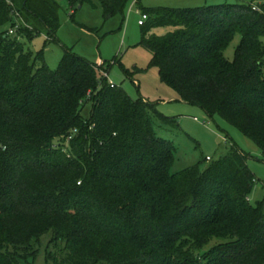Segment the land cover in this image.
Instances as JSON below:
<instances>
[{
  "label": "trees",
  "instance_id": "obj_1",
  "mask_svg": "<svg viewBox=\"0 0 264 264\" xmlns=\"http://www.w3.org/2000/svg\"><path fill=\"white\" fill-rule=\"evenodd\" d=\"M66 1L72 16L78 5L96 7ZM128 1L97 0L104 20ZM57 7L0 0V27L17 25L0 33V264H34L48 234L44 264H264L248 155L232 144L204 168L171 174L175 147L154 122L176 127V118L111 85L103 64L65 48L51 69L24 48L20 38L56 40ZM141 12L139 45L161 82L264 153V2ZM157 27L168 31L150 33Z\"/></svg>",
  "mask_w": 264,
  "mask_h": 264
},
{
  "label": "rangeland",
  "instance_id": "obj_2",
  "mask_svg": "<svg viewBox=\"0 0 264 264\" xmlns=\"http://www.w3.org/2000/svg\"><path fill=\"white\" fill-rule=\"evenodd\" d=\"M93 1L96 7L87 3L80 7L78 5L72 16L67 1L56 0L58 27L54 42L46 43L43 33L30 40L20 38L26 50L39 56L36 64L43 60L51 69H55L65 48H68L95 65L103 64L107 70V81L120 86L132 99L143 98L154 104L158 114L176 118V127L154 122L156 133L170 140L175 147L171 174L195 164L204 168L209 161L225 155L230 146L236 144L248 155L246 162L256 179L249 200L252 204L263 201L264 213V153L252 140L218 115L210 118L202 108L183 102L173 89L161 82L157 68L148 66L150 53L139 45L142 26L138 23L142 8H195L223 3H245L259 8L264 0H129L122 13L106 20L97 0ZM10 28L12 26L6 24L0 27V33ZM166 31V27H157L150 33L161 35ZM239 41L240 35L235 34L223 51L226 59H233ZM89 114L90 103H87L82 115L88 117ZM49 239L50 234L41 238L40 252L34 264H44V251L52 247L48 246Z\"/></svg>",
  "mask_w": 264,
  "mask_h": 264
},
{
  "label": "built area",
  "instance_id": "obj_3",
  "mask_svg": "<svg viewBox=\"0 0 264 264\" xmlns=\"http://www.w3.org/2000/svg\"><path fill=\"white\" fill-rule=\"evenodd\" d=\"M133 1H136V0H133ZM252 8L255 9V10H258V8L255 5H252ZM146 19H147V15L141 12V19L138 21L139 25H142L145 22ZM16 29H17V25H15L12 28H10L7 31V33L10 34V35L14 34ZM103 75L106 76V72H103ZM109 83L111 85H113V83H111V82H109Z\"/></svg>",
  "mask_w": 264,
  "mask_h": 264
},
{
  "label": "water",
  "instance_id": "obj_4",
  "mask_svg": "<svg viewBox=\"0 0 264 264\" xmlns=\"http://www.w3.org/2000/svg\"><path fill=\"white\" fill-rule=\"evenodd\" d=\"M79 7H80V5H79Z\"/></svg>",
  "mask_w": 264,
  "mask_h": 264
}]
</instances>
